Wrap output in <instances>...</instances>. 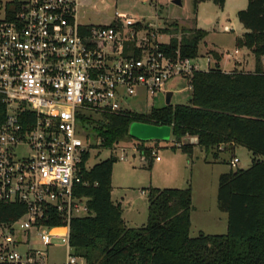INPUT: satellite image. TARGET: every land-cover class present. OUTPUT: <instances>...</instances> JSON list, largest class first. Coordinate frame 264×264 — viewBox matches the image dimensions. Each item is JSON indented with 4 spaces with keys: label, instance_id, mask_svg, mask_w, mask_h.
<instances>
[{
    "label": "built area",
    "instance_id": "1",
    "mask_svg": "<svg viewBox=\"0 0 264 264\" xmlns=\"http://www.w3.org/2000/svg\"><path fill=\"white\" fill-rule=\"evenodd\" d=\"M91 1L16 0L0 12V205L26 208L18 220L0 223V264H87L70 244L71 221L92 215L89 198L77 193L87 185L89 152L79 113H136L127 101L140 92L167 96L174 79L190 82L210 70L180 50L166 51L152 23L124 14L105 26L80 23V7ZM239 162L234 157L230 166ZM52 214L62 226L48 225ZM33 239L45 248L61 240L65 261L50 262L30 247Z\"/></svg>",
    "mask_w": 264,
    "mask_h": 264
},
{
    "label": "trees",
    "instance_id": "2",
    "mask_svg": "<svg viewBox=\"0 0 264 264\" xmlns=\"http://www.w3.org/2000/svg\"><path fill=\"white\" fill-rule=\"evenodd\" d=\"M203 1L196 0V4ZM212 1L224 8L225 0ZM238 19L247 32L237 38L236 45L254 54V72H224L217 62L215 68L193 75L192 98L187 105L153 108L146 114L101 113L100 121H92L82 112L78 115V124L93 126L91 136L101 140L104 149L130 139L140 145L146 159L153 148H141L147 142L130 136L133 123L171 127V148H179L190 157L195 147L207 155L221 146L231 152L245 147L251 153V167L231 170L219 179L217 201L219 210L228 214L227 234L191 237L190 187L150 188L147 224L129 228L122 207L112 201L116 159L110 157L90 166L88 152L82 164V179L87 185L77 193L89 198L92 215L73 219L70 224L71 247L87 264H264V0H248L247 9L238 13ZM207 35L196 30L182 42L173 39L163 47L169 53L180 50L183 56L197 58L199 45ZM3 115L0 103V122ZM185 137L198 141L182 145ZM213 156L218 159L219 153ZM25 211L22 204L0 205V223L14 222ZM62 224L61 217L54 214L48 225Z\"/></svg>",
    "mask_w": 264,
    "mask_h": 264
},
{
    "label": "rangeland",
    "instance_id": "3",
    "mask_svg": "<svg viewBox=\"0 0 264 264\" xmlns=\"http://www.w3.org/2000/svg\"><path fill=\"white\" fill-rule=\"evenodd\" d=\"M14 1L16 0H0V12ZM173 1L105 0L102 2L92 0L90 5L80 7L78 19L82 24L105 26L113 23L117 14H124L137 22L152 23L156 29H160L159 41L166 45H169L173 39L182 42L184 38L191 37L196 30H203L208 35L200 43L196 58L202 65L203 71L215 68L217 62L226 72L237 69V64L240 62L246 70H255L257 59L254 54L248 48H239L236 45L237 38L247 32L238 19V13L247 9L248 0H225L223 9L212 0H205L198 4L196 0H182V6L175 5ZM236 50L239 52L237 55ZM261 63L264 70V59ZM189 88L188 78L171 81L166 87L168 92L173 93L171 105L189 104L192 98V90ZM127 102L136 113L146 114L153 108L165 107L166 95L160 93L157 96H151L140 92L137 97L130 98ZM81 114L90 117L92 121L102 119L101 113L94 111H83ZM92 127L85 123L79 124V130L86 139L91 155L90 166L110 157L116 159L112 179L113 198L125 205L128 204L127 207L131 208L132 212H135V207L141 211L139 215L145 219L137 220V228L144 227L148 221L150 188L187 189L190 187L193 205L197 209V212L193 213L194 228L191 231V237H198L200 234L198 227L211 226L214 216L220 213L217 201L218 174L229 170H245L252 164L251 155L245 147H237L235 152H222L216 163L213 162L214 156H208L198 148L192 160L179 148H171L173 137L168 142L148 141L141 147L155 149L156 155L161 158V162H157L153 154L146 159L140 152V145L130 139H125L113 149H104L101 140L92 138ZM190 138H183L181 144L191 143ZM219 149H213L210 154L220 153ZM224 149H226L225 146ZM122 156L125 159H122ZM207 156L213 163L205 162ZM234 157L240 161L236 168L229 166L230 160ZM140 216L137 214L138 218ZM31 234L32 237L35 236L34 231ZM53 245L45 248L33 239L30 247L46 252L50 262H64L65 247L62 241L53 240Z\"/></svg>",
    "mask_w": 264,
    "mask_h": 264
},
{
    "label": "crops",
    "instance_id": "4",
    "mask_svg": "<svg viewBox=\"0 0 264 264\" xmlns=\"http://www.w3.org/2000/svg\"><path fill=\"white\" fill-rule=\"evenodd\" d=\"M236 51H238V50H236ZM235 54H236V52H235ZM237 54H239V52L237 53ZM236 54V55H237ZM217 59V58H216ZM238 65V68L237 69H235V70H238V71H245V72H254L255 70H246L245 68H244V65H243V63H238L237 64ZM241 67H242V70H240L241 69ZM235 70H233V71H235ZM224 72H226V71H224ZM230 72H232V71H230ZM229 73V72H228ZM194 138H196V137H194ZM171 139H172V137H171ZM191 139V138H190ZM197 141H198V139H197ZM197 142H194V143H191V144H196ZM199 147H195L194 148V153H193V155L190 157V158H192V160H193V158H194V156H195V152L197 151V149H198ZM200 150H203V149H201V148H199ZM220 153H219V157H220V155H221V153L222 152H227L225 149H224V146H221L220 147ZM204 151V150H203ZM205 152V151H204ZM206 153V152H205ZM249 154L251 155V153L249 152ZM210 155H212L213 156V154H208V156H210ZM208 156L205 158V162L208 164V163H216L217 161H219V158L218 159H214L213 160V162L211 161V160H209L208 159ZM251 159V158H250ZM159 162H161V160L159 161ZM230 162H231V160H230ZM230 162H229V166H230ZM251 162H252V159H251ZM251 167V166H250ZM249 167V168H250ZM248 168V169H249ZM245 170H247V169H245ZM231 170H229V171H226V172H220L219 174H218V179H220V176L222 175V174H225V173H229ZM112 179H113V177H112ZM218 188H219V185H218ZM113 195H114V188H113V191H112V201L115 203V204H119L121 207H122V209H123V217H124V220H125V223H126V225L128 226V227H131V228H137V220H139L140 219V221H144V219H145V217H143V216H140L141 215V211H139L138 209H137V207H135V209H134V211L135 212H132V211H130V209L131 208H128L127 206H128V204H124L123 202H119L118 200H114V198H113ZM193 196V195H192ZM195 212H197V209L195 208V206L193 205V210H192V213H191V223H192V226H191V231H192V229L194 228V221H193V213H195ZM137 214H138V216H140V218H138L137 217ZM140 214V215H139ZM141 223V222H140ZM143 223V222H142ZM139 228V227H138ZM198 231H199V233H204V234H206V235H225V234H227V232H228V214H226V213H223V212H221L220 211V213L219 214H216L215 216H214V221L211 223V226L209 225V226H204V225H200L199 227H198ZM190 235H191V232H190Z\"/></svg>",
    "mask_w": 264,
    "mask_h": 264
},
{
    "label": "water",
    "instance_id": "5",
    "mask_svg": "<svg viewBox=\"0 0 264 264\" xmlns=\"http://www.w3.org/2000/svg\"><path fill=\"white\" fill-rule=\"evenodd\" d=\"M173 3L182 6V0H174ZM173 93L169 92L166 96V106L171 105ZM172 128L169 126H154L143 123H133L130 126L129 134L131 137L143 141H170L172 137Z\"/></svg>",
    "mask_w": 264,
    "mask_h": 264
}]
</instances>
